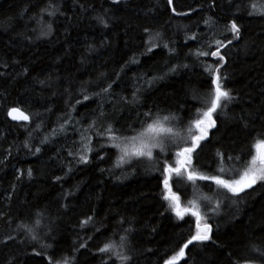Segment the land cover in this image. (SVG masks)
<instances>
[{
    "label": "trees",
    "instance_id": "trees-1",
    "mask_svg": "<svg viewBox=\"0 0 264 264\" xmlns=\"http://www.w3.org/2000/svg\"><path fill=\"white\" fill-rule=\"evenodd\" d=\"M54 2L61 6L63 15L46 18L44 23H52V34L36 39L40 24L31 18L39 13L47 0H0V73H4L0 75V211L12 216L10 225L0 221V240L8 234L18 236L17 241L7 247L0 245V264H5L10 255L17 257V264H41L40 257L31 256L33 247L39 250V244L31 241L21 243L24 239L22 232L14 231L21 222L32 223L34 213L39 210H43L46 217L38 226L42 237L40 243L54 244L60 250L58 255L69 253L74 247L78 248L79 243L87 242L88 248L77 254L81 264L84 261L102 264L109 258L97 253V249L109 238L118 242L120 235L125 234L124 229L131 228L133 264H164L195 230L194 217L177 218L161 199L162 175L156 170V164L161 162L162 168L164 155L155 150L156 159L153 161L145 158L131 167L125 165L116 169L113 165L117 150H101L100 144L104 141L95 136L92 147L96 151L89 154L90 164H78L68 156V152L81 147V129H86L92 122L102 102L107 120L117 122L115 126L124 129L125 134H132L127 131L128 125L139 130L142 117L138 119L137 112L152 108L153 111L162 110V115L175 113L181 118L183 123L174 126L189 139L187 125L197 118L196 110L202 107L193 99V93L206 92L210 77L203 67L214 64L218 58L209 55L198 60L188 54L199 49L201 43L209 38L223 39L218 33L238 16L242 38L233 41L227 49L224 71L229 77L226 87L232 89L239 99L223 109L219 117L213 115L218 127L209 130L208 140L202 142L203 148L198 150V160L194 162L198 169L212 175L216 174L218 167V149L232 156L247 152L244 162L250 160L256 132L250 134V129L244 130L238 117L242 111L258 113L264 104V96L261 95L264 92V18L249 16L248 11L238 10L237 4L256 3L259 6L264 4V0H237L236 3L215 0L213 8L209 7L212 0H175L179 5L178 11L197 9L188 17L172 16L170 10H165L166 0H119L118 4L112 0ZM101 15L105 16L109 27H103L94 19ZM207 16L217 21L215 35L203 23ZM144 26H151L153 32H161L162 42L172 41L176 55L170 56L167 49L157 48L141 56L145 50L143 41L147 39L142 33ZM193 33L201 39L186 40V36ZM231 38V33H227V39ZM104 41L109 43L102 46ZM89 45L95 51L89 52ZM221 52L225 54L224 49ZM133 54L140 63L130 65L117 80L115 73ZM4 63L9 65L7 69L2 67ZM183 64H188L189 68L169 72L172 66ZM25 67L29 68L28 74L18 75ZM100 73H105L107 79L98 80ZM165 73L168 75L164 80H158L151 86L144 79ZM49 76L51 86L38 83V80ZM112 80H117L112 88L113 95L105 96L103 100L93 97L76 104V100H83L84 94L92 95L99 91L97 83L106 86ZM89 81L96 83L88 84ZM69 85L71 98L64 91ZM82 85L85 86L83 93ZM137 89L140 90V105L120 102L121 97L131 100ZM69 100L70 103H66ZM72 105H75V111L71 110ZM10 107L21 108L30 115V120H11L7 115ZM69 112L71 123L66 130L51 135L47 144L40 145V141L53 129H59ZM37 124H42V127L33 131ZM253 127L261 131V120L257 119ZM29 132L33 133L31 144L41 146L38 154L33 155L22 147L23 142L29 139ZM175 150L170 148V162ZM97 152L106 155V159L99 160ZM69 165L73 171L65 176ZM225 167L232 165L226 163ZM236 167L242 170L241 165ZM29 168L33 169L31 180L27 177ZM100 169L111 171L102 173ZM18 170L24 173L19 181L16 179ZM134 170L135 174H132ZM55 177L64 179L55 182ZM173 180V191L181 196L182 206H187L188 201L194 198L192 186L185 188L184 180L175 177ZM197 184L199 191L195 198L213 196L214 203L215 184L211 181H198ZM69 191L74 194L65 199L64 194ZM64 204L68 207H62ZM90 215L95 217V223L81 228L80 221ZM49 220L53 222L52 236L43 239ZM122 220L128 223H121ZM262 221L264 186L258 184L254 190H248L241 202L227 201L221 208V214L209 221L213 226L212 239L190 246L186 250L187 261L181 260L179 264H234L237 258H240L239 264H245V258L249 264H260L259 252L251 251L250 246L264 245Z\"/></svg>",
    "mask_w": 264,
    "mask_h": 264
},
{
    "label": "snow or ice",
    "instance_id": "snow-or-ice-1",
    "mask_svg": "<svg viewBox=\"0 0 264 264\" xmlns=\"http://www.w3.org/2000/svg\"><path fill=\"white\" fill-rule=\"evenodd\" d=\"M114 4H118L119 0H112ZM237 0H230V3H236ZM83 8V5H81ZM178 4L175 0H166V11L170 10L172 16H182L188 17L195 13L197 9H189L188 12L178 11ZM210 8L215 7V0L209 4ZM238 10L248 11V15H259L264 18V4L259 6L256 3L251 5H244L242 2L237 4ZM250 9V10H249ZM87 11V9H84ZM151 11V9L149 10ZM57 15H63V10L61 6L54 2V0H47V3L43 8L40 9L39 13L35 14L31 19L37 20L40 24L39 34L36 39H44L52 34V23H44L46 18L55 17ZM236 19L230 21L224 26L223 31L218 34L223 37V39H212L209 38L206 42L201 43V47L195 52H190L189 56H195L198 60L201 57L212 56L218 58L214 64H208L203 67L205 73L210 77V84L206 92L203 94L193 93V99H196L201 103L202 107L196 110L197 118L190 120L187 125V136L189 139L182 134V130H177L175 124H182L181 118L177 117L175 113H169L167 115H162V110L157 109L153 111L152 108H148L147 111L143 113L137 112L139 119L140 128L137 130L133 125H128V132L131 135L125 134V130L117 128L115 124L117 122L108 121L107 113L104 111L103 102L99 106V111L95 112L94 119L88 125L86 129H81V147L76 149L75 152L69 151L68 156L72 157L78 164L86 165L90 164L91 160L89 154L95 152L96 150L92 147L93 136L101 139L104 143L100 144V149L105 148L116 149L118 156L114 162L113 167L116 169L122 168L127 165L131 167L134 163L147 159L153 161L156 159L154 156V151L159 150V153L164 155V159L161 162L157 161L156 170L161 172L162 175V186L163 192L161 194V199L165 201L168 205V209L174 215L183 219L185 216H191L195 218V230L187 238V240L179 246V250L175 251L174 254L167 259L164 264H179V261H187L186 250H189L190 246L196 244H203L212 239L211 233L213 231V226L209 222L213 216L221 214V208L227 204V201L231 199L233 203H239L242 201L243 196L248 194V190H254V187L258 184L264 186V104L261 105L260 112H244L242 111L238 117L239 124L244 130L250 129L251 132H256V136L253 137V143L251 144V158L246 163L244 162V155L247 152H242L236 156L227 155L226 153L217 150L216 156L218 159V167L216 169V174H205L203 170L197 168V164L194 162L198 160V150H202L203 143L208 140L209 130L216 129L217 122L213 119V115L216 114L219 117L220 112L227 108L230 104L238 101L239 97L233 94V90L226 87V81L229 79L228 74L224 71L226 67L227 60L226 54L227 49L233 44V41H239L242 38V27L237 23ZM96 19L103 27H109L108 21L105 16H97ZM203 23L209 29L210 33L215 35V29L217 28V21L212 16H207L203 19ZM36 29H33L35 32ZM143 36L147 39L143 41L145 50L140 53L141 56L152 53L154 49L162 48L167 49L170 56L176 55V50L171 46L172 41L162 42L163 34L159 31L153 32L151 26H144L142 29ZM227 33H231V39H227ZM196 33L191 36H186V40H200ZM226 40V43H225ZM29 42L31 38L29 37ZM108 41L102 42V46L108 44ZM213 47L215 50H212ZM225 50V54H222L221 50ZM88 51H95V48L91 45L88 47ZM13 63H19L18 61H13ZM139 58L133 54L125 63L121 66L120 71L116 72L115 75L117 80L120 77L121 72H124L130 65L139 64ZM3 68L7 69L9 65L4 63ZM180 68H189L188 64L174 65L169 69L170 73H176ZM29 68L25 67L21 73L18 75H27ZM4 75V73H0ZM168 73H165L159 77H144L149 86L153 85L158 80H164ZM107 79L105 73H100L98 80ZM117 80H112L107 83L106 86L97 83L96 86L99 87V91L93 92L92 95L84 94L83 100H76V104H81L83 101H88L95 98H100L103 100L105 96H111L113 85L117 83ZM38 83L42 86H51L52 79L51 76L45 78L44 80H38ZM88 84L96 83L89 81ZM207 83V81H205ZM84 85L81 86V92L84 91ZM65 93L71 98V85L66 88ZM139 89L132 93V98L129 100L127 97H121L120 102L123 104H131L133 106L140 105L142 102L139 99ZM264 96V92L261 93ZM66 103H70L66 101ZM72 111H75V105H72ZM51 111V109H47ZM7 115L11 117L14 121H29L30 115H25V112L19 107H10L8 109ZM261 120L262 130L257 131L253 125L256 120ZM106 122V123H105ZM71 123V113H67L60 124L59 129H53L52 133L46 135L41 141L40 145H45L49 142L51 135H56L57 132H64L66 126ZM42 127V124H37V131ZM92 132L91 135L87 133ZM33 133L29 132V139L23 142L22 147L32 152L33 155L41 152V146H33L30 142V138ZM34 147V151H33ZM174 147L176 150L171 154L172 162H170L169 154L170 148ZM99 160L103 161L106 159V155H100L99 152L96 153ZM2 163V161H0ZM226 163H230L232 167H225ZM237 165L242 166L236 167ZM73 171L71 165L68 166L65 176ZM103 173L105 171H111L106 169H100ZM132 174H135V170ZM24 173L18 170V175L16 179L19 181L22 179ZM27 177L29 180L33 178V169L29 168L27 170ZM178 178L184 180L186 183L184 187L188 185L192 186L194 198L189 200L187 206H182L181 196L177 195L176 191H173V178ZM64 177H55V182H59ZM119 179V177L117 178ZM198 181H211L216 186V192H214L215 202L213 203V196H201L198 199L195 198V194L199 191ZM15 189V185L13 186ZM179 190V186H178ZM222 190V191H221ZM74 193L72 191L66 192L65 199L72 196ZM230 194V196L228 195ZM223 196V199L220 197ZM10 199V196H9ZM62 207L67 208L68 205L64 204ZM35 220L32 223L21 222L17 224V228L14 230L17 233L23 234L24 239L21 243H26L28 241L38 243L39 250L34 246L31 253L32 257H40L41 264L43 261H47V264H81L78 253L81 249H87V242L79 243V247H74L71 252L58 255L59 249L54 247V244L40 243L41 235L38 231V226L41 225L42 220L46 219L43 210H39L34 213ZM0 221H4L9 225L12 223L11 213H5L0 211ZM52 221L49 220L47 225L48 231L43 234V239H48L52 236L53 228ZM95 223V217L93 215L87 216L80 221L81 228H84L90 224ZM121 223H128L126 220H122ZM261 230H264V221L261 222ZM99 231V229H97ZM132 229H124V235H120L119 241H115L109 238L103 246L97 249V253L107 256L109 259L103 261L102 264H133L135 259L133 254L134 246L130 241V233ZM155 231V229H153ZM116 233H113L115 236ZM17 235H5L2 240H0V245L7 247L11 242L17 241ZM88 239H92L89 237ZM55 243V242H54ZM250 250L253 252H259L258 259L260 264H264V245L253 244L250 246ZM148 251H151L149 249ZM95 255V254H93ZM239 259L234 262V264H239ZM5 264H17V257L15 255H10L6 260ZM83 264H87L84 261ZM158 264V262H157ZM245 264H249L247 258H245Z\"/></svg>",
    "mask_w": 264,
    "mask_h": 264
},
{
    "label": "water",
    "instance_id": "water-1",
    "mask_svg": "<svg viewBox=\"0 0 264 264\" xmlns=\"http://www.w3.org/2000/svg\"><path fill=\"white\" fill-rule=\"evenodd\" d=\"M22 110V109H21ZM24 111V110H23ZM8 112V111H7ZM25 112V111H24ZM25 115H28L26 112H25ZM9 117V116H8ZM11 119V117H9ZM12 120V119H11ZM19 121H22V120H19Z\"/></svg>",
    "mask_w": 264,
    "mask_h": 264
},
{
    "label": "rangeland",
    "instance_id": "rangeland-1",
    "mask_svg": "<svg viewBox=\"0 0 264 264\" xmlns=\"http://www.w3.org/2000/svg\"><path fill=\"white\" fill-rule=\"evenodd\" d=\"M185 135V134H184ZM189 140H190V137H189Z\"/></svg>",
    "mask_w": 264,
    "mask_h": 264
}]
</instances>
